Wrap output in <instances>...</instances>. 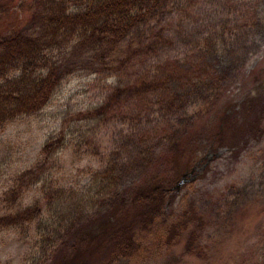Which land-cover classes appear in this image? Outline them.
Wrapping results in <instances>:
<instances>
[{
    "label": "rangeland",
    "instance_id": "1",
    "mask_svg": "<svg viewBox=\"0 0 264 264\" xmlns=\"http://www.w3.org/2000/svg\"><path fill=\"white\" fill-rule=\"evenodd\" d=\"M61 1L66 12H74L91 0ZM40 22L34 0L0 1V38ZM114 58L108 68L105 58L93 61L91 71L73 72L36 115L0 128V211L46 204L50 187L52 200L61 191L58 203H73V212L92 218L95 204L102 205L94 176L112 169L114 190L131 193L165 168L166 138L172 134L198 162L176 188L174 207L176 216L198 211L203 228L197 249L188 253L182 241L144 260L115 264H264V0L172 1L133 27ZM174 67L207 75L184 82L171 76ZM120 79L165 84L135 107L139 120L122 114L102 123L78 119L104 104ZM255 97L261 101L238 115L230 144L216 142L221 116L240 112ZM159 127L167 134L158 135ZM51 136L70 145L55 153L53 170L11 202L6 196L15 178L34 166ZM43 208L36 221L0 230V264H51L58 255L36 231L39 222L52 219L54 208Z\"/></svg>",
    "mask_w": 264,
    "mask_h": 264
},
{
    "label": "trees",
    "instance_id": "2",
    "mask_svg": "<svg viewBox=\"0 0 264 264\" xmlns=\"http://www.w3.org/2000/svg\"><path fill=\"white\" fill-rule=\"evenodd\" d=\"M172 1L175 0H91L74 12H66L64 1L34 0L40 9V24L29 31L17 30L0 38V128L18 117L36 115L61 81L73 72L91 71L93 61L104 62L105 58L108 68L132 28ZM61 48L65 49L62 55ZM203 73L192 76L174 67L171 76L189 82L207 75L206 71ZM163 84L161 80L120 79L104 104L81 113L78 119L102 123L122 114L130 120H139L142 115L135 107L147 93ZM260 101L259 97L251 98L242 104L240 112L226 111L219 120L214 140L221 145L230 144L229 133L238 115L249 108L255 110ZM158 129V135L167 134V130ZM166 140L169 149L164 158L165 168L152 172L131 193L114 190L117 177L112 169L94 176V184L100 185L102 205L95 204L92 218L83 210L73 212V203L66 207L64 202L58 203L61 191L54 192L58 195L52 200L51 188L47 187L46 204L36 201L25 209L0 211V230L36 221L43 207L49 212L54 208L50 213L52 219L39 222L36 228L41 233V243L58 254L51 264L144 260L182 241L191 254L197 249L202 219L195 208L176 216L174 207L176 187L185 175L196 172L198 162L189 146L174 135H168ZM68 145L62 136L49 137L40 150L39 160L15 178L6 198H12V202L38 184L42 176L55 168V153ZM80 203L88 204L85 200L77 204ZM86 217L88 221L81 224Z\"/></svg>",
    "mask_w": 264,
    "mask_h": 264
},
{
    "label": "water",
    "instance_id": "3",
    "mask_svg": "<svg viewBox=\"0 0 264 264\" xmlns=\"http://www.w3.org/2000/svg\"><path fill=\"white\" fill-rule=\"evenodd\" d=\"M190 176V174L185 175L182 179V181L178 184L177 188L179 189L181 186H183L187 181H188V177Z\"/></svg>",
    "mask_w": 264,
    "mask_h": 264
}]
</instances>
